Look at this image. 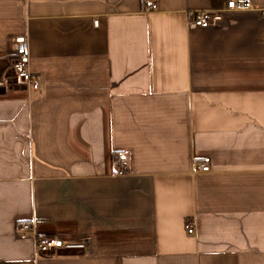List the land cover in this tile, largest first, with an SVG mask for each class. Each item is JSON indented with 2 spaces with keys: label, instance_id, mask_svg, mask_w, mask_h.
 <instances>
[{
  "label": "crops",
  "instance_id": "obj_1",
  "mask_svg": "<svg viewBox=\"0 0 264 264\" xmlns=\"http://www.w3.org/2000/svg\"><path fill=\"white\" fill-rule=\"evenodd\" d=\"M146 1L0 0V264H264V0Z\"/></svg>",
  "mask_w": 264,
  "mask_h": 264
},
{
  "label": "built area",
  "instance_id": "obj_2",
  "mask_svg": "<svg viewBox=\"0 0 264 264\" xmlns=\"http://www.w3.org/2000/svg\"><path fill=\"white\" fill-rule=\"evenodd\" d=\"M146 7L148 10H157L159 8L158 0H147ZM254 8L252 0H222L219 9H204L194 13L191 24L201 27H207L218 24L225 12L229 11H247ZM16 57L12 63L11 70L14 72L15 82L20 86L38 89L40 81L38 76L30 67V42L26 35L15 37ZM122 167L114 171L115 175L123 176L129 173L125 165L126 157L121 156L119 160ZM203 170H208V165H202ZM32 229L30 223H23L19 230L26 232ZM189 233H194L195 228L191 223L186 224ZM88 242L86 240H67L58 236H39L35 235V251L38 255H55V254H77L86 251Z\"/></svg>",
  "mask_w": 264,
  "mask_h": 264
},
{
  "label": "rangeland",
  "instance_id": "obj_3",
  "mask_svg": "<svg viewBox=\"0 0 264 264\" xmlns=\"http://www.w3.org/2000/svg\"><path fill=\"white\" fill-rule=\"evenodd\" d=\"M7 81H8V83H9L10 85H12V86H20V85H18V84L15 82V78H14V72H13V70H10V73H9V75H8V77H7Z\"/></svg>",
  "mask_w": 264,
  "mask_h": 264
}]
</instances>
